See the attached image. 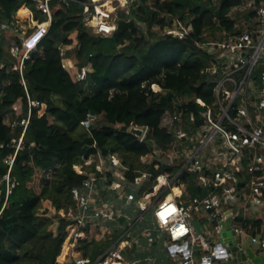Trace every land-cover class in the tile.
<instances>
[{"label":"trees","instance_id":"trees-1","mask_svg":"<svg viewBox=\"0 0 264 264\" xmlns=\"http://www.w3.org/2000/svg\"><path fill=\"white\" fill-rule=\"evenodd\" d=\"M88 1L53 0L50 33L25 61L29 94L41 106L33 109L11 173L17 186L5 207L6 187L1 180L8 166L4 160L15 153L12 140L19 139L23 132L22 127L12 130L10 124L26 115L28 101L20 73L14 68L20 58L13 57L7 46L8 36L14 35L9 31L2 38L0 264H58L67 227L72 223L70 214L76 210L73 190L96 171L94 159L98 154L118 156L129 184L134 185L143 173H152L140 196L154 186L158 175H177L186 164L185 157L173 159L171 166L157 160V171L151 163L154 157L169 159L171 149L181 150L168 128L170 116L181 115L185 128L191 125L190 132L194 133L202 124L204 111L213 109L216 114L220 110L216 88L223 72L208 71L217 61L203 46L245 32L233 15L247 0H134L128 10L117 11V29L112 36L104 37L93 34L83 23L84 4ZM260 4L261 0H255V6L247 9L245 18L250 26L246 31H257L253 20ZM28 5L36 19L46 20L36 11L35 4ZM21 6L22 2L16 0H0L1 20L10 22ZM177 21L190 29L183 40L154 32L155 27L173 29ZM220 32L224 38H217ZM254 40L257 41L256 34ZM65 59H71L77 69L88 67L83 83H76L75 72L63 67ZM263 71L264 65L260 64L253 72L256 87H261ZM153 86L158 90H153ZM228 86L233 89L231 84ZM251 99L259 102L256 96ZM16 105H21L20 114L13 111ZM236 113L232 110L231 115ZM88 114L97 117L90 127L84 126ZM191 116L196 122L191 121ZM99 118L103 124L96 127ZM132 126L147 130L143 141L142 136L131 132ZM256 154L264 155V149L249 148L241 158L242 169L236 173L241 193L246 192L252 179L247 166ZM198 175L196 170L185 169L179 176L178 181L185 185L183 202L207 194L208 190L196 185ZM256 179L264 181V169L256 174ZM111 194L103 195L108 201ZM169 194L164 193L163 198ZM234 224L253 235L261 232L259 221L245 219L240 213ZM123 235L124 231H116L103 240H82L77 249L94 264Z\"/></svg>","mask_w":264,"mask_h":264},{"label":"built area","instance_id":"built-area-1","mask_svg":"<svg viewBox=\"0 0 264 264\" xmlns=\"http://www.w3.org/2000/svg\"><path fill=\"white\" fill-rule=\"evenodd\" d=\"M16 1L22 2V6L10 22L2 21L0 16V44L5 33L11 31L14 36H8L7 46L13 57L20 58V63L14 68L20 73L28 109L26 115L15 119L10 124L12 130L22 127L23 132L19 139L12 140L11 144L16 147L15 153L4 160L8 166V172L1 180L6 187L4 207L17 186L11 173L29 127L33 109L41 106V103L33 100L29 94L28 82L24 74L25 61L30 59V54L37 50L49 35L53 22L51 8L53 0ZM61 1L67 3L70 0ZM124 1L128 3L134 0ZM30 2L35 4L37 12L46 16L45 21L36 19L35 12L28 5ZM110 2L122 5L121 0H89L84 4L83 23L95 35L109 37L117 29L116 20L107 14L106 7L110 6ZM254 4L252 3V8ZM24 9L26 13L21 14ZM253 23L258 27L255 32L245 31L240 36L210 42L203 46L216 57L217 61L208 71L212 74L217 71L223 72L222 78L217 81L216 88L220 110L216 114L213 109L204 111L202 124L194 133L190 132L191 125L189 129L185 128L187 124L181 115L170 116L168 128L173 134L175 145L178 144L181 150L171 149L168 154L169 159L160 160L154 157L151 163L157 171L160 164L155 161L171 166L174 164L173 159L185 157L186 164L177 175L170 172L158 175L154 186L140 196L142 187L152 178V173H143L132 185L126 181V168L118 156L103 157L98 154L95 157L96 171L88 174L82 186L73 190L76 210L71 211L70 214L72 223L67 227V240L73 242L74 248L78 247L79 241L82 240V232L87 227L116 223L122 218L130 220L128 214L113 205L112 199L108 201L105 199L103 194L106 192L113 193L111 195L114 199H124L128 205H135L137 210L144 213L140 219L153 208L155 225L167 234L170 250L174 254L182 255V261L179 264H215L226 255L219 242V234L223 228L222 222L225 220L227 211L233 213V220L236 214H239L228 209L230 206L244 200L255 209L264 208V181L256 179V174L264 169V155L256 154L247 166L252 179L245 193L240 192L239 179L236 176V173L242 169L241 158L247 149L256 147L264 149V71L261 73L262 86L259 102L256 104L251 101L255 88L252 80L253 72L258 65H264V0L257 9ZM189 31V28H185L180 21H177L176 27L168 28L166 35L183 40L189 36ZM254 34L257 35V41L254 40ZM63 67L73 72L75 69L74 66H70L68 59L63 61ZM88 73V67L77 69L74 74L76 83H83ZM229 84L233 89L229 88ZM252 108L259 112L255 117L252 115ZM232 110L237 112L236 116L231 115ZM13 111L20 114L21 105L14 106ZM96 120L95 115L88 114L84 126L90 127ZM191 121L196 122L194 116H191ZM133 128L142 129L132 126L130 130ZM146 133L147 130H143L141 141L144 140ZM194 141H197L199 146L193 149L191 142ZM158 153L156 156H159ZM185 169L199 172L196 185L208 190L205 196H197L185 202L181 200L185 185L179 182L178 178ZM177 189L182 190V193H177ZM168 191L170 194L163 198L164 193ZM194 213H204L212 223L217 222L214 231L207 232L206 235L199 234L191 221ZM61 214L64 215V213ZM236 230L244 233L238 228ZM211 235L215 237L210 238ZM251 244L257 246L259 250H264V238H252ZM132 245L133 242L123 236L94 264H122L123 253ZM75 264H92V262L82 257Z\"/></svg>","mask_w":264,"mask_h":264},{"label":"crops","instance_id":"crops-1","mask_svg":"<svg viewBox=\"0 0 264 264\" xmlns=\"http://www.w3.org/2000/svg\"><path fill=\"white\" fill-rule=\"evenodd\" d=\"M252 3L254 4L255 0H247L245 4H247L248 9L252 8L251 7ZM68 63L70 64L71 67L72 66L75 67V64L71 59H68ZM253 96L259 98L257 93L253 94ZM257 103L258 102H256V104ZM179 191L180 193H182V190ZM111 199L113 205H115L119 210H122V212L130 216V220L125 219V221L122 222L120 219L116 223H108V224H103L101 226L91 225L87 227L84 230V232H82V234L84 235V236L82 235V240H88L90 238L103 240L107 237L113 236V234L116 231H124L123 236H126L127 240L132 241L133 245L129 248V250H126L123 253L122 264H179L182 261L181 254L179 253L174 254L170 250V243L167 234L164 231L157 228L154 220H153V227L155 233L153 236H148V233L144 234L138 228L139 223L140 221L143 220V218L140 219L141 216L133 217L127 212V207H130L131 205H128L124 199L118 200L112 197ZM232 207L233 208L235 207L237 212L242 214L245 219L255 220L260 222L261 232H259L257 235H253L252 232L249 231H247L246 233L241 226L234 224L236 228L246 233L247 236L245 241L251 243L252 238L255 237L264 238V208L255 209L244 200H241L237 204L230 206L228 209L234 210ZM65 247H67L66 252H65ZM255 248L258 249L257 246H255ZM80 258H82V254L78 251L77 248L73 247V242H69V240L66 239L63 245L61 255L57 260V263L75 264V262Z\"/></svg>","mask_w":264,"mask_h":264},{"label":"rangeland","instance_id":"rangeland-1","mask_svg":"<svg viewBox=\"0 0 264 264\" xmlns=\"http://www.w3.org/2000/svg\"><path fill=\"white\" fill-rule=\"evenodd\" d=\"M122 1V5H119V3H111L110 6H107L106 7V10H107V14L110 18L116 20L117 18V11L119 9L121 10H128L131 3L132 2H128V3H125L124 0H121ZM217 1V0H215ZM118 5V6H117ZM124 5V6H123ZM31 9H32V6H29ZM110 7H113V9H109ZM248 7H247V4L241 6L240 8H238L237 10L234 11V15H233V18L236 20V23H237V26L242 28L243 31H246L247 28L250 26V23L247 22L246 18H245V13L247 11ZM142 27V30L144 31V33H146V26L145 25H141ZM167 29L168 28H163V27H155L154 28V32L156 34H158V36H167L166 35V32H167ZM224 38V35L223 33H217V38ZM155 39L152 40L155 41ZM77 70V67L74 69V72H76ZM262 86V85H261ZM153 90H158L155 89V87L153 86ZM260 92H261V87H256L254 88L253 90V94H256L260 97ZM255 103V102H254ZM256 114H259V112L257 110H252V115L253 117H255ZM103 124V121L101 120V118L98 119V121L96 122V127H101ZM199 144H197V141H194V142H191V147L194 149L196 147H198ZM173 153V151L171 152ZM132 190V189H131ZM153 211L154 209H150L148 213H146L143 217V220L140 221L139 223V229L140 231H142V233H148V236H153L154 233H155V230H154V227H153ZM127 212L132 215L133 217H136V216H142L144 213H142L140 210H137V208L135 207V205H131L130 207H127ZM237 212V210H236ZM54 213V211L52 210V214ZM191 221L192 223L195 225L196 227V230L199 234L201 235H206L207 232H213L214 231V225L213 223L206 218L205 214L204 213H194L192 214L191 216ZM246 232V231H245ZM244 232V235H246V233ZM215 236L214 235H211L210 238H214Z\"/></svg>","mask_w":264,"mask_h":264},{"label":"water","instance_id":"water-1","mask_svg":"<svg viewBox=\"0 0 264 264\" xmlns=\"http://www.w3.org/2000/svg\"><path fill=\"white\" fill-rule=\"evenodd\" d=\"M131 132L139 137L143 135L142 129L133 128ZM222 226L219 242L226 255L215 264H264V250H258L245 241L244 233L238 232L234 226L231 211L226 212Z\"/></svg>","mask_w":264,"mask_h":264},{"label":"bare ground","instance_id":"bare-ground-1","mask_svg":"<svg viewBox=\"0 0 264 264\" xmlns=\"http://www.w3.org/2000/svg\"><path fill=\"white\" fill-rule=\"evenodd\" d=\"M119 5H120V4H119ZM117 6H118V5H117ZM123 6H124V5H123ZM109 9L111 10L112 8L110 7ZM22 11H25V12H26V10H25V9H24V10H22ZM176 192L180 194V191H179L178 189L176 190ZM66 251H67V247H65V252H66ZM65 252H64V253H65Z\"/></svg>","mask_w":264,"mask_h":264}]
</instances>
